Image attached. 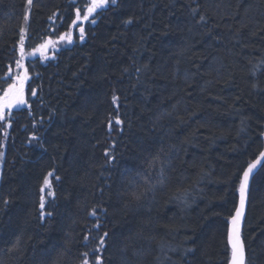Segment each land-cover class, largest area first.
Returning a JSON list of instances; mask_svg holds the SVG:
<instances>
[{"label":"trees","instance_id":"obj_1","mask_svg":"<svg viewBox=\"0 0 264 264\" xmlns=\"http://www.w3.org/2000/svg\"><path fill=\"white\" fill-rule=\"evenodd\" d=\"M89 3L0 0V97L30 79L0 120V264H228L264 149V0H108L65 42ZM242 237L264 264V166Z\"/></svg>","mask_w":264,"mask_h":264},{"label":"snow or ice","instance_id":"obj_2","mask_svg":"<svg viewBox=\"0 0 264 264\" xmlns=\"http://www.w3.org/2000/svg\"><path fill=\"white\" fill-rule=\"evenodd\" d=\"M28 3L31 4V0H28ZM108 3V0H91V3L87 4V6L84 9V14L81 17V9L77 8L76 10V19L73 20L72 24L73 26H77V21L83 19L84 21L89 20V18L92 16L94 12L98 8L103 7ZM112 4L116 3V0H111ZM27 19V17H25ZM92 23H95V20H91ZM131 22V21H129ZM23 31V29H22ZM83 31L84 29L81 27L80 32H81V39L83 38ZM61 39H64L62 36ZM21 43H23L24 36L22 35L20 37ZM47 45H41V49H45ZM23 51V49H21ZM17 66L19 67V61L16 62ZM17 80H20V84L17 85L16 83L9 84L8 89L5 91L4 96L0 97V120L4 119V109H10L13 106H20L26 103L23 99V80L27 79V75L23 78L21 77H16ZM35 95V92L33 91L32 93ZM117 98L114 96L113 100L115 102ZM115 123L117 125L121 124L122 121L117 117ZM109 128L111 129V121L109 122ZM105 155H108L107 152H105ZM260 157L264 158V152L260 153ZM261 160L260 158H257V160L254 163H250L248 165L247 170L244 171L243 173V179L241 180L240 186H239V193H240V207H237L235 210V214L231 216L230 218V226L228 228L227 232V242L228 245L231 248V253H232V259H231V264H243L242 262V255H243V241L241 238V222H242V217L244 215L243 213V207L245 204V198H246V189H247V184H248V178L251 173H253V170L256 169L257 164H260ZM264 166V165H262ZM53 174L50 172L48 173V176L45 177L44 179V185L51 187L50 181L48 177H51ZM57 179H59L57 177ZM44 188H41V192H44ZM49 195H52L51 192L48 193ZM7 203V201H5ZM40 208H44V197L41 196V203H40ZM41 215L43 216L44 213L42 212ZM48 215H51V213H48ZM92 215H95V212L92 213ZM107 236V233L104 234ZM85 240H87V237H85ZM101 244H103V238L101 239ZM191 250V249H190ZM85 256L87 253L84 254ZM84 264H88V261L85 260ZM97 264H99V257H97Z\"/></svg>","mask_w":264,"mask_h":264},{"label":"rangeland","instance_id":"obj_3","mask_svg":"<svg viewBox=\"0 0 264 264\" xmlns=\"http://www.w3.org/2000/svg\"><path fill=\"white\" fill-rule=\"evenodd\" d=\"M31 4H32V0H31ZM31 4L28 3V11H30ZM28 23H29V17L27 18V24ZM73 27H75L74 31L73 32L70 31V33L65 36V40L64 41L73 44V43H75L76 40H78L80 43H84V41H85V31H83V38L82 39H81V32H80V28L82 27L84 29V25H80V20H79V21H77V26H73ZM27 28H28V26H26L24 28L23 32H22V35L24 36V40H23V43H20V48H23L24 45H25V38H26V35H27ZM68 43H65V44H68ZM53 47H54V43H50V46L48 47L47 51H45L44 49L39 48L38 51H36L34 53V56L41 57L43 59V61L50 60V59H52L54 57L56 52L59 50V49H54ZM18 71L19 70H17V71L15 70L13 72V74H12L13 83H16L17 85L20 84V80H17L16 77L21 75V74L18 73ZM24 76H25V72L21 76V78H23ZM23 82H24L23 85L25 86V89L26 90L29 89V82H30L29 77H27V79H24ZM26 90L23 91V99L25 98L24 94H25ZM25 105H26V103H24L23 105H20L18 107L17 106H13L10 109H4V112L6 114H8L9 112H13V110H15V109H20V108L24 107ZM4 157H5V154L2 156V159H1V162H0V180H1V175H2Z\"/></svg>","mask_w":264,"mask_h":264},{"label":"water","instance_id":"obj_4","mask_svg":"<svg viewBox=\"0 0 264 264\" xmlns=\"http://www.w3.org/2000/svg\"><path fill=\"white\" fill-rule=\"evenodd\" d=\"M264 152V150H263ZM260 160H261V163L260 164H257V167L256 169L253 170V173H251L249 175V178H248V184H247V189H246V198H245V204H244V207H243V217H242V222H241V238H242V230H243V227H244V223L246 221V217H247V212H248V205H249V192H250V188H251V184H252V181L254 179V177L259 173V171L262 169V165H264V158L262 157H259ZM243 179V177H242ZM238 207H240V193H239V205ZM230 226V225H229ZM243 241V240H242ZM230 248V246H229ZM231 250V248H230ZM231 259H232V253H231ZM231 259H230V262L229 264H231ZM242 262L243 264H246V259H247V256H246V250H245V245H244V242H243V255H242Z\"/></svg>","mask_w":264,"mask_h":264},{"label":"bare ground","instance_id":"obj_5","mask_svg":"<svg viewBox=\"0 0 264 264\" xmlns=\"http://www.w3.org/2000/svg\"><path fill=\"white\" fill-rule=\"evenodd\" d=\"M74 29H75V27H72V30H71V31L73 32ZM50 43H51V42H48V43L46 44L47 47L44 49L45 51L48 50V47L50 46ZM20 109H21V108H20ZM20 109H15V110H13V112L20 111ZM263 150H264V149H263ZM262 152H263V151H262ZM259 157H260V156H259ZM259 157H258V158H259ZM256 160H257V159H256ZM256 160H255V161H256ZM255 161H254V162H255ZM254 162H253V163H254ZM262 167H263V166H262ZM246 170H247V169H246ZM242 177H243V176H242ZM255 177H256V176H255ZM251 185H252V184H251ZM250 191H251V188H250ZM249 199H250V192H249ZM238 205H239V201H238ZM248 206H249V205H248ZM229 225H230V224H229ZM244 225H245V223H244ZM243 228H244V227H243ZM242 232H243V230H242ZM242 240H243V237H242ZM243 242H244V241H243ZM228 246H229V245H228ZM229 249H230V248H229ZM245 250H246V249H245ZM230 252H231V250H230ZM246 256H247V255H246ZM230 259H231V256H230ZM229 262H230V261H229ZM246 262H247V259H246ZM228 264H229V263H228Z\"/></svg>","mask_w":264,"mask_h":264},{"label":"flooded vegetation","instance_id":"obj_6","mask_svg":"<svg viewBox=\"0 0 264 264\" xmlns=\"http://www.w3.org/2000/svg\"><path fill=\"white\" fill-rule=\"evenodd\" d=\"M25 74L28 76L27 71H25Z\"/></svg>","mask_w":264,"mask_h":264}]
</instances>
